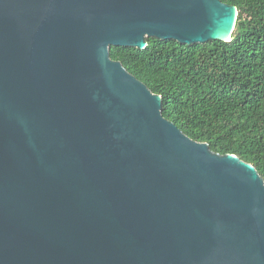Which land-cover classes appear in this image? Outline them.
Listing matches in <instances>:
<instances>
[{
    "label": "water",
    "instance_id": "obj_1",
    "mask_svg": "<svg viewBox=\"0 0 264 264\" xmlns=\"http://www.w3.org/2000/svg\"><path fill=\"white\" fill-rule=\"evenodd\" d=\"M220 0H0V264H264V179L112 60L230 42Z\"/></svg>",
    "mask_w": 264,
    "mask_h": 264
},
{
    "label": "trees",
    "instance_id": "obj_2",
    "mask_svg": "<svg viewBox=\"0 0 264 264\" xmlns=\"http://www.w3.org/2000/svg\"><path fill=\"white\" fill-rule=\"evenodd\" d=\"M220 1L238 9L230 42L149 38L144 50L112 47L110 56L162 97L163 116L184 135L264 179V0Z\"/></svg>",
    "mask_w": 264,
    "mask_h": 264
}]
</instances>
